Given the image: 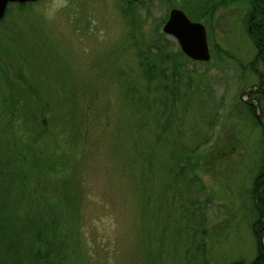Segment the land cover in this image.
<instances>
[{
	"label": "rangeland",
	"instance_id": "1",
	"mask_svg": "<svg viewBox=\"0 0 264 264\" xmlns=\"http://www.w3.org/2000/svg\"><path fill=\"white\" fill-rule=\"evenodd\" d=\"M126 1L8 6L0 210L42 226L39 264L249 263L264 148L247 107L259 95L240 98L259 88L245 69L249 0H225L211 22L208 0ZM171 9L205 26L208 62L162 34ZM16 231L24 250L30 237Z\"/></svg>",
	"mask_w": 264,
	"mask_h": 264
},
{
	"label": "trees",
	"instance_id": "2",
	"mask_svg": "<svg viewBox=\"0 0 264 264\" xmlns=\"http://www.w3.org/2000/svg\"><path fill=\"white\" fill-rule=\"evenodd\" d=\"M128 4L131 2L126 1ZM227 2V1H226ZM225 0H208L203 8H201L200 16L204 15L209 22L213 20V16L217 9L226 4ZM248 10L244 16V27L252 41L254 47V55L252 59L246 64L245 69L249 70L256 78L258 82V87L264 86V0H249L248 1ZM204 17V18H205ZM200 19V18H199ZM158 39L162 41H157L152 44V49L156 53H164L166 50L165 45L160 42L167 41L164 36L158 34ZM217 47V46H216ZM218 49V47H217ZM218 51V50H217ZM179 50L177 55H181L187 59ZM188 61V59H187ZM145 67V65H144ZM155 71V70H153ZM153 71L151 74H153ZM151 72V69L148 70V73ZM157 72V71H155ZM162 74V72L160 73ZM152 77V75H150ZM149 77V78H150ZM258 94L259 97L256 98L259 108V114L264 119V113L262 110L261 100H264V95L258 90H254L253 93L249 95ZM247 107L252 111V117L255 119L257 125L261 128L263 135V145H264V122L256 118L253 110L252 104L248 103ZM5 162L0 163V177L4 178L7 176ZM5 171V172H4ZM17 176H13L15 179ZM12 179V181H14ZM11 181V182H12ZM251 198L253 200L257 218L252 225V232L256 240V253L254 254V259L245 263L243 261H235L232 264H264V248L260 245V237L264 232V148H263V161L260 167V170L257 176L254 179L252 189H251ZM9 217V218H8ZM11 229V231L9 230ZM17 229L24 231L26 235L30 238L29 246L24 250L21 249L20 240H17L18 231ZM15 231V232H14ZM45 242L44 230L42 226L33 221L31 216L19 217L17 219L15 215L9 216L4 210H0V261L1 264H39L41 253L38 244H43ZM53 251H58L54 249ZM55 253V254H56ZM44 258L47 260L46 252L42 253ZM52 254V252H51ZM231 264V263H229Z\"/></svg>",
	"mask_w": 264,
	"mask_h": 264
},
{
	"label": "water",
	"instance_id": "3",
	"mask_svg": "<svg viewBox=\"0 0 264 264\" xmlns=\"http://www.w3.org/2000/svg\"><path fill=\"white\" fill-rule=\"evenodd\" d=\"M36 1L38 0H0V20L3 18L6 6L9 3L23 4ZM168 13V18L161 28L162 34L172 38L181 51L180 53L188 60L200 63L208 62L210 60V55L204 26L200 24V22H190L179 9H171ZM255 89H257L256 86L251 87L248 91L241 94L240 98ZM261 90L264 93V86ZM253 108L256 118L264 122L263 117L257 111V102L254 100ZM263 236L264 232L260 238V245L264 248Z\"/></svg>",
	"mask_w": 264,
	"mask_h": 264
},
{
	"label": "flooded vegetation",
	"instance_id": "4",
	"mask_svg": "<svg viewBox=\"0 0 264 264\" xmlns=\"http://www.w3.org/2000/svg\"><path fill=\"white\" fill-rule=\"evenodd\" d=\"M132 1H135V0H130L129 2H132ZM36 2H38V1H36ZM36 2H28V3H23V4H20V3H9L7 6H6V10H5V13H6V11H7V8H8V6H10V5H16V6H25V5H28V4H33V3H36ZM184 3V5H185V3H188V1L186 0V1H183ZM5 13H4V15H5ZM169 14V13H168ZM4 17V16H3ZM167 18H168V15H167ZM167 18H166V20H167ZM2 20V19H1ZM165 20V21H166ZM204 26V25H203ZM204 28H205V26H204ZM205 33H206V29H205ZM207 37V36H206ZM255 90H258V91H260V93L262 94V95H264V93L262 92V90H261V87H259V88H257V89H255ZM250 93H253V91L252 92H250ZM249 93V94H250ZM252 96V95H251ZM253 100L254 101H256V99H254V98H250V100H249V102L248 103H250V104H252V106H253Z\"/></svg>",
	"mask_w": 264,
	"mask_h": 264
}]
</instances>
